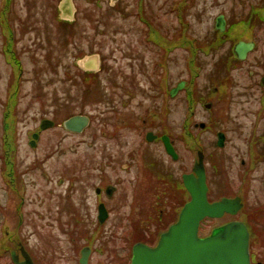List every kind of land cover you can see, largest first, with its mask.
<instances>
[{"label": "rangeland", "instance_id": "rangeland-1", "mask_svg": "<svg viewBox=\"0 0 264 264\" xmlns=\"http://www.w3.org/2000/svg\"><path fill=\"white\" fill-rule=\"evenodd\" d=\"M61 2L0 0V264H13L11 252L16 251L19 255L20 247L30 254L34 264H78L84 248L91 250L92 264H128V254L122 260L125 255L122 217L125 213H114L104 227L94 224L91 214H88L94 196L93 186L99 184L100 160L107 152L116 153L118 157L132 147L128 144L129 135L125 137L119 133L113 141L104 135L107 132L102 122L105 117L104 97L111 87L104 69L113 67L120 73L123 65H143L146 75L152 65H166L165 69H158L159 85L164 87L162 77L170 68L175 71L174 80L169 82L172 86L187 77L188 70L184 65L187 67L190 58L191 64L200 65L201 76L193 85L198 88L196 94L204 96L212 86L208 77L214 66L264 65V0H144L145 10L153 15L150 18L152 27L160 35L157 43L148 41L149 32L138 16L139 0H118L113 5L109 0H73L76 14L70 26L59 20ZM220 16L224 17L227 25L223 34L215 30V20ZM183 21L187 27L182 25ZM183 38L193 44L188 46L182 42ZM173 39L175 43L169 47V40ZM249 42L255 44V49L246 60L238 61L233 53L234 47L238 43ZM11 55L20 63V74L19 69L11 66ZM94 55L100 56L102 69L100 74L93 72L97 75L89 78L75 65L81 59ZM256 70L264 73V68ZM246 82L243 81L244 84ZM118 87L116 83L112 88L120 96ZM238 91L232 122L231 118L222 117L223 93L213 102L214 111L210 115L199 105L191 118L192 124H206L208 121L213 128L217 123L221 128L223 118V122L231 126L229 154L245 156L248 151L250 165H253L259 151L264 153L261 145L264 141L261 136L264 131V98L260 96L264 93L260 90L252 94ZM11 94L16 96L14 106L18 110L14 174H11V151H6L11 147ZM164 97L160 88L156 103L161 116L165 117L164 123L170 126L164 131L166 134L171 132L178 148L185 151L182 164L188 165L189 158L193 160L198 149L194 140L206 143L211 150L213 133L193 131L195 136L190 138L182 129L188 118L185 95L170 96L172 99L167 104ZM44 114L59 123L71 115L101 116L91 129L87 127L79 134L60 129L49 131L39 148L33 150L26 138L40 115ZM253 130L254 137L248 149L244 137L249 138ZM109 132L113 134L112 130ZM199 147L205 148L202 143ZM154 148L157 149L154 159L161 166L168 167L170 159L160 148ZM239 164L240 160H233V178L237 170H242ZM74 165L84 186L70 189L68 183L60 186L59 177L67 180ZM257 167V173L250 171L253 179L256 178L255 182L244 190L246 210L264 204L261 188L264 163L259 162ZM179 168L177 165L169 171L180 189ZM219 170V176L223 177L224 172ZM12 177L16 184H11ZM233 183V190H236L239 183L235 180ZM175 190L177 198H180V191ZM86 199L89 207H83L82 201ZM72 204L80 206L81 215L86 216L85 231L90 232L88 236H80L78 243L72 242L70 237ZM155 210L158 214L155 208L153 215ZM221 222L205 225L202 234H207ZM145 224V221L138 224L143 237L152 230L160 232L161 228L154 230ZM255 232L253 259L264 264V229L259 225Z\"/></svg>", "mask_w": 264, "mask_h": 264}, {"label": "flooded vegetation", "instance_id": "flooded-vegetation-1", "mask_svg": "<svg viewBox=\"0 0 264 264\" xmlns=\"http://www.w3.org/2000/svg\"><path fill=\"white\" fill-rule=\"evenodd\" d=\"M172 8L174 12V6H172ZM138 16L147 27L149 32L148 41L151 43H157L160 41L159 33L154 31L150 22V18H152L153 15L145 10L144 0H139ZM182 25L185 27L188 26L185 21H183ZM174 40L175 39L169 40V47L175 43ZM182 42L187 43L188 46L193 44L191 41L184 38L182 39ZM201 46L202 44H199V47ZM156 48L158 47L156 46ZM172 50L173 49H171V51ZM200 50L201 48L198 49V51ZM194 52L195 51H193V53ZM11 66L19 69V74L22 72L20 69V63L15 59L12 60ZM142 66L143 65H123V68L121 67L120 69V73L116 72L113 67H107L104 69L111 86L110 91L112 92L109 91L104 97L105 117H103L104 119L102 122L104 126H106L105 132H107L103 133H105L104 135L110 141H113L115 137L117 138L118 136L116 135L119 133L123 134L125 137L129 135L130 141L128 144H131L132 147L124 155L121 154V156L118 157L116 153L111 152H107L105 156H103L98 165V172L100 174L99 184L98 186H93L92 189L94 196H92L93 199L91 201V205L86 199L85 201H82L85 204L83 207H86V205L88 206L89 204L91 212L89 211L88 214H91L90 217L91 220L94 221V224L97 223L100 227L106 226L111 221L114 213H125L122 217L124 222V226H122V228L123 230L125 228V234L122 237L125 244V255L122 257V260L126 254H128V264H130L134 247L143 245L148 248H154L159 242L161 236L177 222L182 209L191 202V195L184 188L182 180L185 176L191 177L194 175V168L198 163L199 156H201L205 184L207 187L208 203L211 205L219 203L223 199H239L243 205V209L236 216L225 214L220 219H205L200 224L201 234V230L205 225L210 226L220 221L223 222H221L220 225L208 230L209 232L207 234H200V236L202 238H207L214 230L223 226L236 222L243 223L247 226L250 232L249 248L251 264H257L253 259L254 256L252 249L254 242H256L254 241V237L256 236L255 231L257 230V227L260 225L264 229V204L260 205V203L258 206H255L257 208L250 207L249 210H246L245 191L248 189L247 185L255 182L256 178L253 179L254 175L252 176L250 171L253 174L258 172V163H264V153L259 151L261 155L258 154L253 159L255 162L253 165H250L252 162L248 151L245 156H231L229 154V135L231 126L226 122L224 123L223 118H231L230 122L233 121V117L235 116L233 112L235 107L234 103L237 100V97L239 98V89L241 92L243 91L249 94H252L256 90H260L261 93H264V73L262 71L259 73L256 70L263 69L264 65L214 66V69L210 71V76L208 77L212 86L210 89H207V93L204 96L202 93L196 94V90L198 88L193 85L194 81L198 80L201 76L200 65L191 64L190 58L187 67L184 65L185 70H188V73L186 72L187 77L181 79L176 84L173 83L172 86L169 85V82L174 80V69L169 68L165 75H163L162 83L164 87H160L158 81L160 80L158 69L161 67L165 69L166 65H152V68L146 72V75L144 74L145 70ZM75 67L78 71L82 72L89 78H94V75L100 74L102 69V65H100L98 73L93 74L92 71H86L80 65H75ZM243 79L247 81L246 84L243 83ZM116 83L119 86V92H121L120 96L117 95V93H114L115 89L112 88L114 85L116 86ZM180 84L184 85L181 93L185 95V112L188 117L184 122L182 129L190 138H192L193 135L195 136L193 131H199L200 133L212 131L213 133L212 142L210 143V146L212 147L211 150H209V146L206 143L194 140V145L198 149L196 154L193 156V160L189 158L187 162L188 165L182 164L185 162V151L178 148L177 141L172 137L171 132L168 134L165 133L164 129L168 130L170 126H167L164 123L165 117H163V115L161 116L156 103L159 98L160 88L163 90V97L165 96L164 102L167 104V101L172 99L170 97L171 91L175 90ZM181 93L177 95H180ZM220 94H223V118L221 128L218 123L216 124L217 126L213 128L208 121L203 130H199L196 126L197 124L192 125L191 118L195 113V109H197L200 105L202 109L210 115L214 111L215 105L213 102H215V99L220 96ZM193 96L197 98V102H194ZM260 96L261 98H264V94H260ZM15 97V94H11V174H14V167L16 166L14 161V152L16 150L15 135L17 129L16 115L18 110L15 109L14 106ZM100 100L101 99H99V101ZM40 116L41 118L36 122L34 129L29 131L26 138L28 146L33 150L39 148L41 142L44 141L43 138L47 135L46 133L49 131H56L57 129L64 130L63 122L77 115L69 116L67 119L62 121V123L50 120L45 114ZM100 116L96 114L84 116L89 119V129L93 127L92 125H94L95 122H99ZM47 120L52 121L54 126L47 130H41L42 123ZM109 130H112L113 134H109ZM239 131L241 132V129ZM252 132L253 133L249 138L244 137V139H246L245 143L248 149L251 138L254 137L255 130ZM241 136L243 137V134H241ZM261 136L264 140V131H262ZM163 137L168 138L169 143L177 157L176 159H173L167 154L163 143ZM220 137L222 139V147L219 146ZM183 141L188 145L184 138ZM201 143L205 147L203 150L199 147V144L201 145ZM261 145L264 147V141ZM154 146L160 148L166 158L170 159V164H167L168 167H165L164 164H162V167L154 159L157 151ZM258 146L260 145L257 144V147ZM188 154L192 155V152L188 150ZM240 156L243 159H241ZM236 159L240 160L239 165L242 170H237L236 173H234L233 178L231 176V173L233 172L232 163L233 160L236 161ZM177 165L180 167L178 169V184L180 189L175 184L169 171L171 168L175 169V166ZM219 169L224 172L223 177L219 176ZM167 172H169V174ZM44 177H46V175ZM234 180L239 183L236 190H233ZM16 182V179L12 177L11 184H16ZM59 183L60 186L68 183L67 186H69V189L76 187L80 188V185L81 187L84 186L76 165H74L73 172L68 176L67 180L65 177H59ZM175 188L180 191V198H177V191ZM261 188L264 193V177H262ZM67 197H69V195H67ZM76 201L78 200H75V204ZM71 206V208L70 206L68 207L71 209L70 237L72 242L78 243L80 236H88L90 232L85 231L84 224H87L85 223L86 216L81 215L82 211L80 206L73 204ZM151 208L152 211H150ZM155 208L158 210V214L156 210L154 212L155 217H157L156 219H154V215L152 213ZM245 211L246 213L244 218L243 215ZM147 212H149L148 215ZM90 217H88V222L90 221ZM141 221H145V225L147 227L152 226L154 230H159L160 228L162 230L160 229V232H153L152 230V232L146 234L144 236L146 238H144L142 232L138 229V224ZM69 224L67 223L68 226ZM78 264H80V259H78ZM88 264H92L90 258Z\"/></svg>", "mask_w": 264, "mask_h": 264}, {"label": "water", "instance_id": "water-1", "mask_svg": "<svg viewBox=\"0 0 264 264\" xmlns=\"http://www.w3.org/2000/svg\"><path fill=\"white\" fill-rule=\"evenodd\" d=\"M118 0H110L111 5ZM60 20L72 23L75 8L73 0H62L59 6ZM216 31L223 33L225 22L219 17L215 23ZM254 49L253 44L239 43L234 48L238 61H244ZM86 71H97L100 65L99 57H88L78 62ZM183 85L178 86L180 90ZM177 92H172V96ZM88 126L87 118L75 117L63 124L69 133H81ZM44 128V127H43ZM203 128V126H201ZM167 153L175 159L174 152L166 138L163 139ZM222 144L220 139L219 146ZM193 176L184 177L183 183L191 195V202L182 210L177 224L163 235L154 249L137 246L133 250L131 264H251L249 256V234L241 223H232L212 232L206 239L198 238L199 224L205 218H221L224 214L236 215L242 208L238 199L223 200L209 205L206 199L204 171L199 158V164L194 168ZM23 262L19 263L15 254L11 255L14 264H33L29 256L21 249ZM88 252L82 254L80 264H87Z\"/></svg>", "mask_w": 264, "mask_h": 264}, {"label": "trees", "instance_id": "trees-1", "mask_svg": "<svg viewBox=\"0 0 264 264\" xmlns=\"http://www.w3.org/2000/svg\"><path fill=\"white\" fill-rule=\"evenodd\" d=\"M249 23V22H248ZM8 51V50H7Z\"/></svg>", "mask_w": 264, "mask_h": 264}]
</instances>
